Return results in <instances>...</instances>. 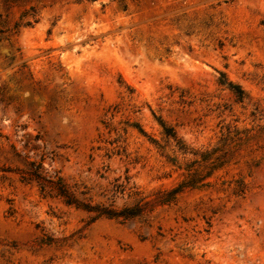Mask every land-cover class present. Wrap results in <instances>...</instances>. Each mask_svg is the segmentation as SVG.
Instances as JSON below:
<instances>
[{
    "label": "rangeland",
    "instance_id": "rangeland-1",
    "mask_svg": "<svg viewBox=\"0 0 264 264\" xmlns=\"http://www.w3.org/2000/svg\"><path fill=\"white\" fill-rule=\"evenodd\" d=\"M0 264H264V0H0Z\"/></svg>",
    "mask_w": 264,
    "mask_h": 264
},
{
    "label": "trees",
    "instance_id": "trees-1",
    "mask_svg": "<svg viewBox=\"0 0 264 264\" xmlns=\"http://www.w3.org/2000/svg\"><path fill=\"white\" fill-rule=\"evenodd\" d=\"M30 165L32 166V169L29 171V174L31 178L38 181L42 191L49 187L50 189L55 190L58 195L63 197L68 204H75L77 206L81 205L79 201L73 196V194L67 189L60 177H57L56 179L47 178L42 175V173L37 168L33 169L35 166L33 161L30 162Z\"/></svg>",
    "mask_w": 264,
    "mask_h": 264
}]
</instances>
